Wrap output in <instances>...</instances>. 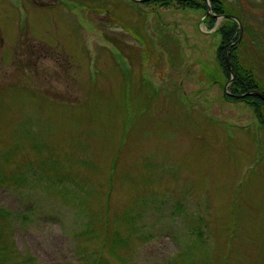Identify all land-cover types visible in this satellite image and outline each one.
<instances>
[{
    "label": "rangeland",
    "instance_id": "obj_1",
    "mask_svg": "<svg viewBox=\"0 0 264 264\" xmlns=\"http://www.w3.org/2000/svg\"><path fill=\"white\" fill-rule=\"evenodd\" d=\"M227 2L263 77L264 0ZM205 16L0 0V264H264V126Z\"/></svg>",
    "mask_w": 264,
    "mask_h": 264
},
{
    "label": "trees",
    "instance_id": "obj_2",
    "mask_svg": "<svg viewBox=\"0 0 264 264\" xmlns=\"http://www.w3.org/2000/svg\"><path fill=\"white\" fill-rule=\"evenodd\" d=\"M160 1L161 4L169 5L173 0H151L148 3ZM179 4L187 5L194 9H207L206 0H177ZM213 12L216 15L225 14L226 10L232 9V6L227 0H211ZM225 21L222 26H220L217 32L221 35V44L217 50V58L220 66L223 68L227 74L228 80H230L231 75L227 64V56L230 60L233 70L236 74L235 81L231 84L230 90L236 94H246L249 91L258 89L264 92V76H257L253 70L251 64L249 63L248 57L245 58L244 50L242 46L245 44L243 39L238 42L240 29L238 23L230 17L224 18ZM217 21V16H210L208 20V27H214ZM245 30L249 29L244 24ZM256 36V35H255ZM259 42V41H258ZM256 45V44H255ZM254 46V45H253ZM250 64V65H249ZM234 102L245 101V99L251 100L250 104L254 107V111L260 120V123L264 126V99L256 94H250L245 98H227Z\"/></svg>",
    "mask_w": 264,
    "mask_h": 264
},
{
    "label": "water",
    "instance_id": "obj_3",
    "mask_svg": "<svg viewBox=\"0 0 264 264\" xmlns=\"http://www.w3.org/2000/svg\"><path fill=\"white\" fill-rule=\"evenodd\" d=\"M135 1H143V2H147V1H150V0H135ZM185 1V0H183ZM207 11H206V16L203 18V21L202 22H205V20L207 19V17L212 14V6H211V2L209 0H207ZM217 16V15H216ZM220 17H232L234 18L236 21H238L235 17H233L232 15H229V14H225L223 16H218V18ZM239 27H240V36L238 38V42H240L242 36H243V31H244V28H243V24L239 21ZM227 58V64H228V68H229V71L231 73V79L230 81H228L226 84H225V87H224V92L226 95H230V96H233L235 98H245L246 96L250 95V94H256L257 96H260L261 98L264 99V92H262L261 90H258V89H255V90H252V91H249L247 92L246 94H235V93H232L228 90V86L230 85L231 82H234L235 81V72L233 70V67H232V64L230 62V60L228 59V56L226 57Z\"/></svg>",
    "mask_w": 264,
    "mask_h": 264
},
{
    "label": "flooded vegetation",
    "instance_id": "obj_4",
    "mask_svg": "<svg viewBox=\"0 0 264 264\" xmlns=\"http://www.w3.org/2000/svg\"><path fill=\"white\" fill-rule=\"evenodd\" d=\"M140 3H143V2H140ZM227 98H231L230 96H228ZM251 100L248 99V102H250Z\"/></svg>",
    "mask_w": 264,
    "mask_h": 264
}]
</instances>
